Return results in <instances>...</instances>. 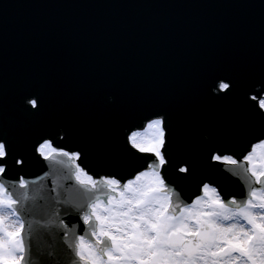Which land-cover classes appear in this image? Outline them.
Returning a JSON list of instances; mask_svg holds the SVG:
<instances>
[{
  "label": "snow or ice",
  "instance_id": "6c2138e0",
  "mask_svg": "<svg viewBox=\"0 0 264 264\" xmlns=\"http://www.w3.org/2000/svg\"><path fill=\"white\" fill-rule=\"evenodd\" d=\"M201 80L71 115L0 81V264H33L37 225L43 264H264V53Z\"/></svg>",
  "mask_w": 264,
  "mask_h": 264
},
{
  "label": "water",
  "instance_id": "95a60500",
  "mask_svg": "<svg viewBox=\"0 0 264 264\" xmlns=\"http://www.w3.org/2000/svg\"><path fill=\"white\" fill-rule=\"evenodd\" d=\"M262 53L264 0H0V81L10 91L43 85L64 114L90 97L134 105L203 95L210 80L196 77L205 67L247 68ZM55 240L36 226L33 264Z\"/></svg>",
  "mask_w": 264,
  "mask_h": 264
},
{
  "label": "bare ground",
  "instance_id": "6f19581e",
  "mask_svg": "<svg viewBox=\"0 0 264 264\" xmlns=\"http://www.w3.org/2000/svg\"><path fill=\"white\" fill-rule=\"evenodd\" d=\"M6 223H8V221H6Z\"/></svg>",
  "mask_w": 264,
  "mask_h": 264
}]
</instances>
